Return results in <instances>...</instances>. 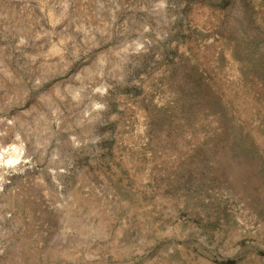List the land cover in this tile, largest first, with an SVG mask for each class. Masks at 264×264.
<instances>
[{
  "label": "rangeland",
  "instance_id": "1",
  "mask_svg": "<svg viewBox=\"0 0 264 264\" xmlns=\"http://www.w3.org/2000/svg\"><path fill=\"white\" fill-rule=\"evenodd\" d=\"M0 264H264V0H0Z\"/></svg>",
  "mask_w": 264,
  "mask_h": 264
}]
</instances>
